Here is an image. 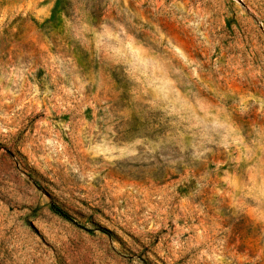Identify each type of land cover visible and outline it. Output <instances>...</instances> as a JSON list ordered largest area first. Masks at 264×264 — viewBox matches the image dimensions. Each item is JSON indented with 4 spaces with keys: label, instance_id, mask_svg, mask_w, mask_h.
Here are the masks:
<instances>
[{
    "label": "rangeland",
    "instance_id": "obj_1",
    "mask_svg": "<svg viewBox=\"0 0 264 264\" xmlns=\"http://www.w3.org/2000/svg\"><path fill=\"white\" fill-rule=\"evenodd\" d=\"M0 264H264V0H0Z\"/></svg>",
    "mask_w": 264,
    "mask_h": 264
}]
</instances>
